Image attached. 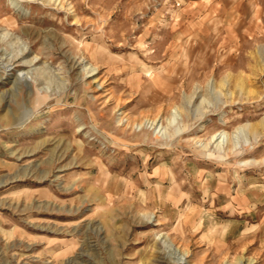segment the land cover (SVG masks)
<instances>
[{
  "label": "rangeland",
  "instance_id": "rangeland-1",
  "mask_svg": "<svg viewBox=\"0 0 264 264\" xmlns=\"http://www.w3.org/2000/svg\"><path fill=\"white\" fill-rule=\"evenodd\" d=\"M263 120L264 0H0V264H264Z\"/></svg>",
  "mask_w": 264,
  "mask_h": 264
},
{
  "label": "bare ground",
  "instance_id": "bare-ground-1",
  "mask_svg": "<svg viewBox=\"0 0 264 264\" xmlns=\"http://www.w3.org/2000/svg\"><path fill=\"white\" fill-rule=\"evenodd\" d=\"M51 1V0H50ZM57 1H59V3L61 4V2H62V0H54V2L56 3ZM53 2V1H52ZM98 53H100L101 54V49H99L98 51H97ZM30 63V61H26V63ZM22 65H24V64H22ZM98 67L96 66V65H94V64H92L91 65V67L89 68V70L87 71V73H92L95 69H97ZM23 72V75H22V77L25 79V80H27L28 79V77H29V72L27 71V72H25V71H22ZM94 74V73H93ZM93 74H91V75H93ZM20 79H21V77H20ZM243 83H245V82H243ZM242 83V84H243ZM240 86V85H239ZM248 87V86H247ZM241 88V87H240ZM242 88L244 89V87L242 86ZM13 91V90H12ZM30 91V90H29ZM249 91V90H248ZM247 91V92H248ZM254 91V90H253ZM243 92V91H242ZM28 93H30V92H28ZM247 94V93H246ZM7 95H8V92H7ZM6 97V96H5ZM204 101V100H203ZM214 101H216L217 102V100H214ZM199 107V106H198ZM192 110V109H191ZM198 110V109H197ZM150 125L152 126L153 125V128L156 130V128H157V126H158V120L156 121V119H153V120H151L150 121ZM150 127V126H149ZM162 129V127H160V129H159V131ZM158 131V132H159ZM263 131H264V120L263 121H261V123H258V124H250L249 125V128H248V133L253 137V138H259V136L263 133ZM155 132V131H154ZM221 133H216V134H213L212 135V137H210L211 138V141L213 140V142H215V141H217V145H222L223 143H224V138H222L221 139V135H220ZM232 136V135H231ZM224 137V136H223ZM228 138V137H227ZM227 140V139H226ZM227 143H228V141H227ZM202 145H204V147H207V145H208V143H203ZM228 145V144H227ZM229 148V150L231 151L232 149H231V147H228ZM203 153V152H202ZM241 195V194H240ZM231 203V202H230ZM195 208V207H194ZM199 218V217H198ZM224 236H226L225 234L222 236V237H224ZM227 254V253H226ZM181 259H183V256H180L179 258H178V260H180L179 261V263H183V262H181Z\"/></svg>",
  "mask_w": 264,
  "mask_h": 264
}]
</instances>
